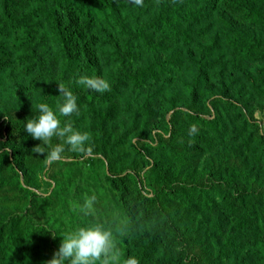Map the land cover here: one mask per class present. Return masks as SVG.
<instances>
[{"label":"rangeland","instance_id":"obj_1","mask_svg":"<svg viewBox=\"0 0 264 264\" xmlns=\"http://www.w3.org/2000/svg\"><path fill=\"white\" fill-rule=\"evenodd\" d=\"M97 1L74 0V5L82 3L84 11H91V34L95 38L92 50L96 67L91 68V72L80 70L89 77H95L94 70H100L101 78L107 80L110 87L119 85L117 82L124 83L116 98L102 106L105 113L111 110L104 139L95 135L93 129L98 122L88 114L89 107L60 118L78 120L74 130L88 133L90 140L84 151H72L64 138L53 137L49 146L61 144L65 152L61 161L48 165L46 153L37 154L32 150L41 141L31 138V151L23 169L10 171L8 162L4 163L2 177H7L9 182L0 187V221L7 223L12 217H20L22 228L31 219L46 225L51 237L67 233L61 227L62 222L55 221L54 206L42 207V203L33 206L18 182L38 195L49 196L53 202L58 181L67 183L68 187L77 181L101 184L100 173L105 167L112 176L133 174L142 192L158 200L163 213L159 223L178 234V249L186 251L184 264H264L250 247L252 234L264 238V156L261 155L264 150V76L254 71L264 68V58L249 63L262 89L261 93H255L235 68L237 63L244 67V63L227 47V30L219 23V16H226L252 35L258 43L254 50L258 54L264 53V27L244 20L242 14L220 1L207 5V0H178L165 9L180 29L193 31L191 41L185 44L166 28H154L150 45H159L162 50L153 51L144 48L137 38H124L127 41L124 45L117 28L111 27L110 11ZM19 3L24 8L15 14L17 18L36 8L49 7L48 3L31 0ZM158 3L143 0L140 7L127 0L124 10L146 27L158 15H167L154 9ZM247 6L264 17L261 0H249ZM58 13L62 15L61 11L56 15ZM195 13L205 16L197 18L196 22L191 18ZM40 19L26 18L30 23ZM129 28L131 36L133 24L129 23ZM154 29L144 28V31L149 33ZM22 38L17 28L5 43L11 45L15 39ZM112 38L118 40L117 47L112 44ZM134 55L136 60L132 59ZM10 57L9 68L0 73V126L24 115L38 116L36 105L42 102L55 110L62 101L58 96L59 85L73 94L78 88L84 89L75 86L69 60L62 58L56 40L51 35L45 38L43 30L38 32L34 42ZM143 70L147 71L146 76L155 78L147 77L143 85L119 79L122 73ZM48 86L57 87L52 101L43 98ZM110 106L113 108L109 109ZM202 118L215 121V128H205L197 122ZM1 140L0 137V146ZM167 141L174 145L173 153L161 148ZM2 147L0 152L3 153L7 149ZM149 170L157 174L155 182L150 180ZM195 188L210 189L214 194L196 198L194 192L196 202L193 204H181L169 195L170 191L193 193ZM252 195L260 201V206L252 205ZM207 199L215 205L210 203L205 208L203 203ZM224 203L231 206V212L223 207ZM232 213L244 215L250 222L249 227L238 228ZM53 244L58 246V240ZM174 252L175 248L165 250L167 257ZM12 256L17 254L9 257ZM1 259L0 255V264L7 263Z\"/></svg>","mask_w":264,"mask_h":264},{"label":"trees","instance_id":"obj_2","mask_svg":"<svg viewBox=\"0 0 264 264\" xmlns=\"http://www.w3.org/2000/svg\"><path fill=\"white\" fill-rule=\"evenodd\" d=\"M20 1L22 2V0H0V73L5 72L12 63L10 56L17 54L26 44L34 42L38 32L43 30L45 38L51 35L56 40L62 58L69 60L70 73L73 74L74 84L79 87L75 81L80 76H84L80 69H89V72H91V68L96 67V59L92 50L95 38L91 34L93 26V19L90 16L91 11H84L82 3L75 6L74 0H31L48 3L49 7L36 8L28 12L27 15H21V17L17 18L15 14L19 9L24 8L19 3ZM84 1L93 3L97 0ZM126 1L99 0V4H104L110 11L109 18L113 21L111 27L117 28L121 40L124 41L126 37L129 40L137 38L143 43V46L145 45L144 48H151L153 51L162 50L159 45H150L149 40L154 36L153 32L155 29L166 28L185 44L191 41L193 31L180 29L174 24V18L168 17L169 14L165 9L166 6L172 5L178 0H157L159 3L154 9L159 11V13L160 11L165 12L167 15H158L156 19L147 23L146 27L145 25H139L138 18L134 17L132 13L125 12ZM216 1H220L226 6L229 5L233 11L242 14L241 16L244 20L256 22L261 27H264V17L257 10L247 6L249 0H207L206 3L208 5ZM261 1L264 3V0ZM60 11L62 15H59V13L56 15V12ZM204 16L202 13H195V15H191V18L197 22L199 18H204ZM27 17H32L33 19L39 17L41 19L35 23H30L31 19L26 20ZM47 19L49 23L45 24ZM129 23L134 26V33L131 35L133 37L130 36L132 32L129 28ZM219 23L227 30V34H225L227 47L233 50L237 54L238 59L244 63V67H242L241 63H237L235 68H237L246 85L253 92L261 93V85L257 81L254 71H258L261 76H264V68H255L254 71L249 68V63L257 62V60L264 58V53L258 54L254 51L258 43L253 40L252 35L236 26L226 16L220 15ZM17 28L23 38L21 40L15 39L11 45L6 44L5 40H9L12 31ZM135 28L137 29L136 32ZM144 28H147V30L155 29L145 33ZM232 34L234 37H231ZM111 42L115 47L118 46L117 39L112 38ZM126 42L124 41V45H127ZM132 59L136 60V55ZM146 70L135 73L125 72L122 73L119 79L121 78L126 83L133 82L134 84L143 85L146 83L147 77L155 78L153 75L146 76L145 73L148 71ZM94 73L95 77L101 78L100 70L96 69ZM117 83L119 85L110 87L109 91L102 94L79 88L78 92L74 93L77 97L78 107H89L88 114L98 122V125L93 130L95 135L101 140L104 139L103 137L107 132L106 124L109 116H111V110H107L105 113L102 106L119 94V88L124 83ZM56 90V86H48L43 93V98L47 101L54 100ZM108 108L111 109L113 106ZM27 119L31 118L24 115L16 121H7L5 125L0 126V137L2 138L0 150L3 148L2 145H4V150L7 149L3 153L0 152V187L9 182L7 177H2L4 163L8 162L10 171L18 172V169L24 168L26 157L31 151V137L23 129ZM61 122L62 126L69 124L73 129L78 127V120H61ZM197 122H201L202 126L209 129L216 126L215 121L207 118L198 119ZM161 148H166L172 153L174 151V145L171 141L162 143ZM261 155L264 156V150ZM92 160L95 162L94 159ZM149 171L150 180L155 182L158 178L157 174L152 170ZM100 175L102 178L101 184L91 185L77 181L71 187H68L67 183L58 181L53 192L56 201L53 202L49 196L38 195L30 188L23 187L19 181L20 187L29 196V202L33 206L38 203H42V207L54 206V209H56L55 221H61V227H64L67 233L58 235V237H51L45 227L46 225L38 224L31 219L22 228V219L20 217H12L7 223L0 221L1 261L7 262L6 264H15L17 261L20 262L19 264H46L50 260L51 253L58 250L63 236L80 227L100 225L113 232V238L121 254V264H123V259L128 256L135 257L138 264H184L186 251L178 249L180 244L178 234L163 225V223H159L163 213L159 207L158 200L142 192L139 182L133 174H127L124 177L112 176L103 167ZM12 179L17 181L13 177ZM194 192L197 193L196 198H204L208 194H214L210 192V189L195 188L193 193L170 191L169 195L181 204H193V202H196ZM92 196H95L96 199L91 214H81L78 210L73 211L74 207L82 206ZM250 197L254 207L260 206L261 203L255 196L252 195ZM50 201L53 205L50 204ZM210 203L215 205L213 201L207 199L204 201L203 206L207 208ZM241 203L244 206L246 205L244 200ZM223 207L228 212L232 211L231 206L226 203L223 204ZM193 212L196 213L197 210ZM232 216H234L238 228L247 229L249 227L250 222L244 215L237 216L232 213ZM252 236L250 247L255 250L258 261L262 260L264 262V238H259L256 234H252ZM55 239L58 240V246L53 244ZM173 248H175V252L167 257L165 250ZM10 254H17L18 258L17 256L9 257Z\"/></svg>","mask_w":264,"mask_h":264},{"label":"clouds","instance_id":"obj_3","mask_svg":"<svg viewBox=\"0 0 264 264\" xmlns=\"http://www.w3.org/2000/svg\"><path fill=\"white\" fill-rule=\"evenodd\" d=\"M136 6H143V0H131ZM75 83L84 89L96 93H104L110 90L107 80L100 77L80 76ZM58 96L62 101L58 102L55 110L48 103L42 102L36 105L39 115L27 119L24 131L34 140L41 141L34 147L33 153H46V164L51 165L63 159L65 148L61 144L55 147L49 146L53 137L64 138V142L72 151H84L90 140L87 132L75 131L71 125L62 126L61 117H70L79 113L77 97L68 89L59 85ZM41 145L44 146L42 149ZM95 196L90 197L84 204L73 211L81 214H91ZM55 236V234L53 233ZM46 264H121V254L113 238V232L100 225H89L68 233L62 237L58 250ZM123 264H138L133 256L123 259Z\"/></svg>","mask_w":264,"mask_h":264}]
</instances>
